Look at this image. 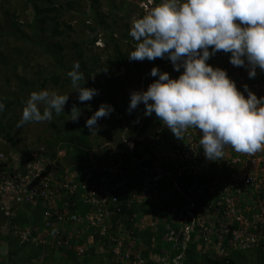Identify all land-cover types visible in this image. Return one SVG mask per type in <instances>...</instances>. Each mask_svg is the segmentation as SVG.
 Wrapping results in <instances>:
<instances>
[{
	"label": "trees",
	"instance_id": "1",
	"mask_svg": "<svg viewBox=\"0 0 264 264\" xmlns=\"http://www.w3.org/2000/svg\"><path fill=\"white\" fill-rule=\"evenodd\" d=\"M9 2L10 0H0V47L2 44H7V35L9 33L24 41L28 39L24 36L21 26L17 23L19 15L23 14L28 7L33 12L34 16L32 19L35 20L31 19L29 23H26V26L32 29L34 25L37 24L39 32H51L44 36L40 35L38 31L33 28V39L39 42L43 50L48 53L55 62L60 65L65 57L61 53L64 48L62 42L67 41L68 48L76 52V58H78L77 62L83 67V72L81 73L85 77V82H80L81 84L84 83L83 87L98 90L97 84H95L90 77V74H93L97 70L105 79L104 85H101L100 90H98V95L94 96L91 101L79 102L77 98L73 97L68 99L65 104L64 113L60 115L53 113V118L49 122L50 125L46 128L51 130L53 134L50 136H43L39 138V141L42 140L40 143L38 141L33 144L34 146L42 147L46 155L52 159L56 158L57 151H61V162L63 164L72 169L83 170L88 161L98 157L93 150L104 145V143L101 144L97 142V134L91 137L92 132L85 127L86 119L92 115L94 110H97L101 104L111 105L114 111L109 117L100 119L97 124L99 125L100 122L103 127H108L111 124L118 125L121 120H126L128 128L127 134L132 132L142 119L140 113L142 108L141 105L130 113L133 114L132 117L134 118L129 120L130 114L126 111L127 108L125 103L124 105H119L118 100L116 101V98L113 99L115 91L125 84V80H121V82L116 81L113 73L114 69L130 62L128 55L135 49L132 48L122 51L120 43L115 40L113 34L114 31H116V29L113 28L116 17L118 15H127L129 11L125 7L127 5L123 2L112 7L111 12H113V20L108 22L103 14L98 11L93 12L94 4H97L98 0H91V4H89L83 17L82 15L80 17H75V15L72 14V21L75 17V22L71 23L72 21H68L64 23L61 21V18L65 13L71 10L70 7L73 3L71 1L66 2V9H62L63 4L60 1L58 2V0H22V7L20 10L13 7L6 8L5 6L9 5ZM89 9L90 13H88ZM78 13L79 12L76 11V15ZM85 29L93 33V35L91 37L77 38L76 40L69 39L71 33H75L76 30ZM98 35H104V42L107 44L111 43L113 48L112 56L106 61L105 66L99 65L97 56L92 55L88 49L90 45H94L95 41L98 40ZM123 36L127 37V33H123ZM128 38L131 37L128 36ZM133 43L136 45L134 39ZM6 52L8 55L17 54L14 50H8ZM2 55L5 54L0 52V56ZM81 58H87V61L89 60L92 62V66L90 68L86 67L85 63L87 61H79ZM159 59L160 58H157L152 61L146 59L143 64L134 62L135 70L139 73V76H146L143 77V79L140 77L137 79V84L142 83V85L145 86L144 90H147L148 85L156 80V77L150 75V70L153 67H157L160 63ZM56 67L52 65L51 67H47V69L44 68L38 71V74L40 76L42 75L41 77L47 75L43 77L40 87H44L46 82L51 81L55 86L60 87V93L62 95L69 91H73V88L67 87L70 79L66 76L69 71L73 70L71 69L72 67H64L67 73L63 74H61ZM159 70L161 72H167L165 68H159ZM168 74L170 77L173 75L174 78H177L180 72ZM62 75L65 79L63 77L60 78ZM25 84L30 86L28 90L30 94L34 92L33 86H31L30 83ZM118 84H120V86ZM2 103L5 104L6 110L10 108L16 109L15 101L10 98L2 99ZM73 107L80 110V117L76 122H73L70 116ZM7 112L8 111L5 113L0 112V137L4 138V140L13 147L17 141L13 137L12 132L9 131L11 128L7 126L3 119ZM10 115L12 117L16 116L14 112H11ZM152 120L158 123L161 122L157 117ZM161 125L162 127H160V125H151L152 132L164 136L163 128H165V126H163V124ZM146 126L150 127L149 125ZM44 133H46V131L42 134ZM169 138L173 142L175 139V143L177 144L178 138L173 134ZM182 139H184L183 144H181V140L180 142L178 141L181 146H184L185 143L189 145V143L193 142L196 155L198 154L197 156L202 158L204 151L199 143L201 139L199 130L194 128L186 130ZM110 140H112V138L107 136V141ZM10 146H6L2 148V150L7 153L11 150ZM175 146L176 145H174V147ZM24 149H29V146H26ZM146 149L147 147H145V150ZM177 150L179 152L178 148ZM229 150L230 151L227 150L226 146L223 157L214 161L215 163L212 166H205L204 172L202 171V173L205 174L208 169L210 170V174L220 170L223 175H226V178H229L230 171H228V167L225 165L229 159L226 158L237 153L234 150ZM25 152L26 151L23 153ZM204 161L208 163L209 160L205 157ZM160 165L162 166L161 170L171 169L172 171H170L171 174L153 183L154 189L157 190L158 200L152 203L151 206L145 201L140 204L135 203L127 205L126 199L131 192L139 190L145 183L143 171L136 167L128 169L129 184L127 189L122 193V201L118 204L120 211H117L112 219V222L115 223L119 221L125 224L127 229L131 230L130 235L134 243L131 248V261L134 260V255L138 252L139 246L144 244L146 247L148 246V250L139 252L141 257L146 260L144 264H162L160 261L153 263L151 261L152 257H148L149 255H158L161 258L165 257L167 261H169V264H264V219L257 220L256 218V214H258L261 209H264V195H259L258 199H256L254 197L257 190H255L252 185L247 184L243 186L241 183H237V185H234V183H232V185H226L220 181H218L217 184H213V186L218 189L217 193L211 192L212 179L197 178V176L200 174L202 175V173L192 175L191 171H185L181 176L177 177L174 164H170L166 160ZM196 165H198V163H196ZM174 178L181 192L186 193L187 197L178 199L180 198L178 195L179 193L173 188ZM238 190H241L242 194H239ZM228 198H232L236 201L237 214L245 215L246 219L249 222L252 221V224L256 226L250 229L251 236H255L253 242H247L245 245H241V239L242 237L245 238L246 235H242V230H240L242 228L239 223L233 219L232 213L229 214L228 217L225 215L229 210L227 205ZM65 199L68 202V204H66L68 211L76 213L80 218L78 223L72 222L66 224V230L62 239L63 242H65L66 239L67 241L58 246L36 242L35 238L37 239L38 236L41 239L46 237L45 234L37 235L35 230L36 224L42 221L40 213L41 208L40 206L31 210L25 208L24 212H22L21 216L17 219V223L20 227V232L30 227V234L23 241L20 238V234L15 235L11 233L5 237H1L0 246H5L6 253L0 258V264H37L36 261L40 258L45 260L50 259L54 250L63 253L65 256L64 259L50 260L56 264H104L101 259V254L98 255V250L103 247L104 251H106V243L103 238L98 235L96 229L91 226L90 221L86 217L89 206L82 202L79 193ZM71 203L74 204L72 205ZM189 203L193 204L192 209L195 211L196 219L192 224L193 230L185 233L184 228L186 225L184 222H181V214L186 211ZM258 206H262V208L259 210ZM143 216L151 217L150 219L154 222V227L156 228L155 231L149 227H146L143 231L138 229L136 224L139 225L138 222ZM251 216L255 217V219L253 220ZM174 217L176 218V222L173 221ZM228 218L230 219V223L226 224V219ZM201 223L204 224L203 227H201ZM207 229H209L207 234H209L210 239H212L211 245L220 243L219 248L224 250L220 257L214 256L213 252H210L209 249L200 255V257L195 253L196 246L201 245L202 247L203 242L193 241V243H191L193 237L198 236L199 233L205 232ZM221 229H223L224 232ZM69 234L70 239L68 240L67 237ZM234 237H237V239L235 240ZM77 246H82V250L78 251V249H76ZM177 255H182L181 257L183 259L181 258V260L179 259L180 261H175ZM147 258H149V261H147ZM110 263L113 264L112 261H110ZM125 264L132 263L128 262Z\"/></svg>",
	"mask_w": 264,
	"mask_h": 264
},
{
	"label": "clouds",
	"instance_id": "2",
	"mask_svg": "<svg viewBox=\"0 0 264 264\" xmlns=\"http://www.w3.org/2000/svg\"><path fill=\"white\" fill-rule=\"evenodd\" d=\"M129 35L136 41L128 55L130 61L167 58L180 72L173 79L153 67L150 75L158 79L147 90L130 93L129 114L143 104L146 116L155 113L181 140L186 130H199V143L210 161L221 159L226 146L249 155L264 150V97L258 99L247 85L245 97L225 70L207 63L222 51L230 53L233 66L246 67L249 78L256 76L257 68L264 72V0H161L133 21ZM79 69V62H74L67 75L78 101H91L98 90L83 87L80 82H85V77ZM67 101L68 94L32 92L18 127L51 121L53 113H64ZM4 107L0 103V112ZM113 111L111 105L101 104L86 119L85 127L96 132L97 122ZM70 116L73 122L78 121L80 110L73 107ZM174 145L182 151L178 141H174L175 149Z\"/></svg>",
	"mask_w": 264,
	"mask_h": 264
},
{
	"label": "built area",
	"instance_id": "3",
	"mask_svg": "<svg viewBox=\"0 0 264 264\" xmlns=\"http://www.w3.org/2000/svg\"><path fill=\"white\" fill-rule=\"evenodd\" d=\"M160 2L161 0H138L136 4L140 10V17L141 14L142 16L146 15ZM229 56L230 53L220 51L212 56L207 63L214 68L219 67L225 70L227 76L235 82L237 89L245 97H247V93L244 92L245 85L258 99L264 97V72L257 68L256 76L249 78L248 69L233 66L229 61ZM159 60L158 69L165 68L168 73L177 72L173 69L170 60L167 58H160ZM182 71L183 69H181ZM171 78L175 79L173 75ZM123 130L128 131V128L125 127ZM163 134L171 136L173 133L165 126ZM145 137L150 139L151 146H158V140L162 138L161 135L152 132V127L141 129L139 124L137 129L129 134L126 133L119 146L104 144L95 148L93 152L98 157L88 161L83 170L72 169L63 164L61 151L53 159L46 155L42 147L29 148L19 156L10 151L5 153L2 148L6 147V141L0 137V238L12 233L20 234L21 240H25L29 236L31 228H26L20 232L17 219L25 208L31 210L40 206L41 235L45 234L46 237L41 239L38 236L35 241L57 246L65 243L67 239L63 242L62 237L66 230V224L78 223L80 220L76 213L68 211L66 207L68 202L65 198L68 199V197L79 193L82 202L89 206L87 219L106 243V250L110 256L109 260L112 259L113 264L128 262L144 264L146 260L141 257L140 251L135 253L133 261L130 260L131 248L134 245L130 235L131 230L119 221L112 222V219L116 212L120 211L118 204L122 201V193L129 184L128 169L136 167L143 171L145 183L139 190L131 192L126 199L127 205L140 204L150 200L153 195L157 194L153 183L171 174V169L161 170L162 166L159 168L158 164L152 166L147 162L149 158L145 152V147L137 143L140 138ZM166 138L168 139L166 142L173 143L169 137ZM229 149L231 148L228 147L227 150L230 151ZM195 151L193 142L189 145L184 144L181 151L184 153V157H180L178 153L180 158L171 163L175 165L177 177L184 173V169L197 167L196 163L200 166L204 164V153L201 158L197 156L198 154L196 155ZM226 159H229L225 165L230 171V176L226 178V175L217 170L219 171L218 181L226 185H232V183L234 185L241 183L243 186L250 184L257 190L254 198L258 199L259 195H264V150L252 155L237 152ZM173 180V188L182 197H187L186 193L181 192L175 178ZM238 193L242 194L241 190H238ZM154 202L156 200L152 201V203ZM227 203L229 210L225 215L228 217L232 213L233 219L243 228L241 224H246L247 221L245 215L237 214V204L232 198H228ZM192 206L193 204L189 203L186 211L181 214V222L186 225L185 233H188V230H193L192 224L196 219ZM256 218L257 220L264 219V209L256 214ZM141 221L142 218L140 224H136L139 230ZM67 238L70 239V234ZM246 238L247 242L250 243L255 240V236H251V233H247ZM76 249L81 251L82 246H77ZM100 249L104 250L103 247Z\"/></svg>",
	"mask_w": 264,
	"mask_h": 264
},
{
	"label": "rangeland",
	"instance_id": "4",
	"mask_svg": "<svg viewBox=\"0 0 264 264\" xmlns=\"http://www.w3.org/2000/svg\"><path fill=\"white\" fill-rule=\"evenodd\" d=\"M62 2L63 4V8L62 9H66V2L67 1H71L73 2L71 5V10L68 11L67 13H65L63 15V17L61 18V21H63L64 23H67L68 21H72V14L75 15V17H80L82 15L85 14V11H87L89 4H91V0H58V2ZM125 2L127 6H125L129 11L127 13V15L122 16V15H118L116 17V21L114 24V27L116 29V31H114V38L115 40H117L120 45H121V50L125 51L127 49H132L135 44L133 43V38L129 35V31L130 28L133 24V21L140 18V10L139 8L136 6V0H98L97 4H94L93 7V12L98 11L99 13L103 14L108 22H111L113 19V12H111L112 7L119 5L120 3ZM6 8H15L17 10H20L22 7V0H10L9 5L5 6ZM76 11L79 12L76 15ZM88 13H90V9L88 11ZM91 15V14H90ZM33 12L27 7L25 9V12L23 14L19 15V19L17 20V23L21 26L22 28V32L24 33V36L27 37V40H22L18 37L13 36V34L9 33L7 35V44H2V46L0 47V52H3V54L0 56V103H2V99L4 100V98H10L12 100L15 101V108L16 109H8L6 110L4 107V110L2 112H6L5 117H3L4 122L7 124V126H9L11 128L13 137L16 139L17 142H15V145L13 147H11L8 142H6V146H10L11 150L10 152L14 153L15 155H22L24 151H27L26 149H24L26 146H29L30 149H37L40 148L39 146H34L33 144L37 143L39 141V138H42L43 136H50L53 134V132L51 130H48L46 128L49 127L50 125V121H46V122H28L23 124V126H19L18 127V123L21 120V116H22V109L25 107L26 105V101L28 100V98L30 97V93L28 92L29 90V85L25 84V83H30L31 86H33V91L34 92H39L42 90H48L49 92H57L58 94H61L60 92V87L59 86H55L51 81H48L45 83L44 87H40V83H42L43 77L47 76L44 75L43 77H41L38 74V71L42 70V69H47V67H51L52 65H54L58 71H60L61 74L63 73H67V70H65L64 67H72L71 69H73V64L74 62L78 61V58H76V52L73 50H70L67 46V41L62 42V44L64 45V48L62 50V55H64L65 57L63 58V60L61 61L60 65L55 62L48 53H46L43 48L40 46L39 42L36 39H33L34 35H33V28H35L38 31V26L37 24L34 25V27L31 29L28 26H26V23H29V21L33 18ZM89 16V15H88ZM75 17L74 20L71 23L75 22ZM35 20V19H32ZM90 21V19H89ZM38 33L40 35H47L50 34L51 32H42V31H38ZM123 33H127V37L123 36ZM93 35V33L88 32L86 29L85 30H76L75 33H71V37L69 38L70 40H76L77 38H82V37H91ZM128 36H130L131 38H128ZM90 53L92 55H96L99 62V65L105 66L106 61L109 60L112 56L113 53V48H112V44L111 43H105L104 42V35H98V40L95 41L94 45H90L88 47ZM8 50H14L17 52V54L15 55H8V53L6 51ZM50 57V58H49ZM19 58V59H17ZM17 59V60H16ZM87 61V58H81V60L79 59V61ZM146 60L144 61H130L127 62L124 65H121L119 68H115L114 69V75L116 78V81L121 82V80H125V84L123 85V87L117 89L115 91V94L113 96V99L116 98L115 100H118L119 105H126V111H128V107H129V102H130V93L133 91H142L144 90V85H142V83L137 84V79L140 77L141 79H143V77L146 76H139V73L135 70V64L134 62H137L139 64H143ZM59 65V66H58ZM63 66V67H62ZM85 66L90 68L92 66V62H90L89 60L85 63ZM80 72H83V67L80 66ZM46 72V70H45ZM47 74V73H45ZM68 74V73H67ZM68 77V75H66ZM63 77L65 79V77L62 75L60 76V78ZM90 77L92 78V81L97 84V89L100 90L101 85H104L105 79L103 78V76H101L99 74V71H95L93 74H90ZM70 79V78H69ZM156 79H158V77H156ZM144 82V81H143ZM120 86V84H118ZM40 87V88H39ZM67 87L73 88L72 83H71V79L67 85ZM68 99L70 98H77V92H73V91H69L68 93ZM62 95V94H61ZM65 95V94H63ZM4 104V103H3ZM141 105V116L142 119L140 121V126L141 129L145 128H151L152 126H156V125H161L162 122H154L152 119L156 117L155 113H153L151 116H146L145 115V108L143 104ZM139 105V106H140ZM5 106V104H4ZM138 106V107H139ZM65 108V106H64ZM41 110H43V106L41 108ZM96 110L93 111V113ZM1 112V113H2ZM11 112H14L16 116L12 117L10 115ZM92 113V114H93ZM133 114H130V119H133L134 117H132ZM120 117V116H118ZM154 123V124H153ZM137 124V126H138ZM146 125H149L150 127H147ZM137 126L135 127V129H137ZM127 127L126 124V120H121L120 123L118 125L115 124H111L108 127H103L100 122L98 125V129L97 131H93L92 132V136L94 137V135H98V140L97 142L101 143V144H108V145H114V146H119L123 140V137L126 136V133H128L127 131H124L123 129ZM134 129V130H135ZM44 131H46V133L42 134ZM101 131V132H100ZM100 132V133H99ZM126 132V133H125ZM107 136H110L112 138V140L107 141ZM127 139V138H124ZM121 140V141H119ZM181 139H177V141L180 142ZM42 140L39 141V143ZM150 139L149 138H143V139H139L137 141L138 144H140L141 146L143 145L144 147H147V149L145 150L147 157L150 159H148V163L150 165H154V164H162L163 162H165L167 160V162H169L170 164L180 158V157H184V153L183 152H178L175 151V149L177 148H173V144H170V142H166L168 141V139L166 137H162L158 140V146L155 145H150L149 143ZM175 141V139H174ZM184 139L181 140V144H183ZM33 145V146H31ZM177 147V145H176ZM228 148V147H227ZM57 151V155H58ZM180 157H179V154ZM174 154H176V156H174ZM62 155V154H61ZM156 162V163H155ZM215 162L214 161H208V163H206L204 161L203 166H200V164L197 165V167H189L187 169H184L185 171H191L192 175H197L199 173H202V171L204 172L205 166L209 167V165H213ZM180 166V165H179ZM159 168H161V165H158ZM212 168V167H211ZM198 179L200 178H211L212 182H211V192H215L217 193V188H215V186H213V184H217V181L219 180V171H214V173L210 174V170L208 169L207 172L202 173V175L200 174L199 176H197ZM194 181V180H193ZM196 181V180H195ZM217 187V185H216ZM157 192V190H156ZM181 199L183 198L181 194H178ZM158 198V195L155 194L151 197L150 200H148L146 203L148 205H152V201L153 200H158L156 199ZM160 203V202H159ZM259 210L262 208V206H258ZM227 216V215H226ZM150 216H146L142 218L141 221V228L140 230L143 231L146 229V227L152 228L154 231L156 230V228L154 227V223L150 220ZM253 220L255 219V217H252ZM42 220V218H41ZM173 221L176 222V218H173ZM41 223L42 221H39L36 224V233L37 235H41ZM153 224V225H149V224ZM230 223V219H226V224ZM251 223V225H250ZM139 224H140V220H139ZM249 224V226H248ZM200 225H202L201 227H203V223H201ZM240 225V224H239ZM241 225H243V228L240 229L242 230V235H247V233H251L250 229H252L253 227H256L255 225L252 224V221L249 222L248 220L245 223H242ZM223 231V229H221ZM189 231V230H188ZM187 231V232H188ZM204 231V229H203ZM209 231V229L205 230V232H201L198 234V236H194L193 240L191 243H193V241H200L203 242V246L201 247V245H197L195 248V253L198 254L197 256L200 257V255H202L203 253H205V251H208V249L210 250V252H213L214 256L220 257V255L222 254V252L224 250H222L220 247V243H216L215 245H211V241L212 239H210L209 234H207V232ZM224 232V231H223ZM205 233V234H204ZM209 239V240H208ZM234 239L236 240L237 237H234ZM234 240V241H235ZM210 241V242H209ZM241 245H245V243H247V238L245 236V238L242 237L241 239ZM233 245V243H232ZM1 247V246H0ZM148 247V246H147ZM146 247V245H141L138 248V251L144 252L147 251L148 248ZM234 247V246H233ZM6 253V248L5 246L0 248V258ZM101 254L102 256V261L104 262V264H111L109 260L110 256L108 255V251H104L99 249L98 250V255ZM53 256V257H52ZM52 256L50 259H43L40 258L38 259L36 262L37 264H56L53 261L50 260H56V259H64L65 256L63 255V253L61 252H56L54 250V252L52 253ZM182 255H177V257L175 258V261H178L179 259L181 260ZM148 257H152V262H158L160 261L162 264H169V261H167V259L165 257L161 258L158 255H149ZM112 258V257H111ZM183 259V258H182ZM179 260V261H180ZM203 260L205 261L204 257ZM147 261H149V258H147ZM150 261V262H151ZM202 261V260H201Z\"/></svg>",
	"mask_w": 264,
	"mask_h": 264
}]
</instances>
